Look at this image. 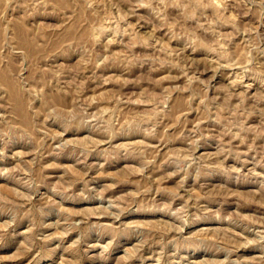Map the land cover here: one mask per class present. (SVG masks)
I'll use <instances>...</instances> for the list:
<instances>
[{"label": "rangeland", "instance_id": "rangeland-1", "mask_svg": "<svg viewBox=\"0 0 264 264\" xmlns=\"http://www.w3.org/2000/svg\"><path fill=\"white\" fill-rule=\"evenodd\" d=\"M0 264H264V0H0Z\"/></svg>", "mask_w": 264, "mask_h": 264}]
</instances>
